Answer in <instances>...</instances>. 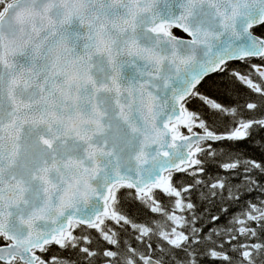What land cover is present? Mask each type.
Here are the masks:
<instances>
[{"label":"snow or ice","instance_id":"1","mask_svg":"<svg viewBox=\"0 0 264 264\" xmlns=\"http://www.w3.org/2000/svg\"><path fill=\"white\" fill-rule=\"evenodd\" d=\"M0 264H264V0H0Z\"/></svg>","mask_w":264,"mask_h":264}]
</instances>
